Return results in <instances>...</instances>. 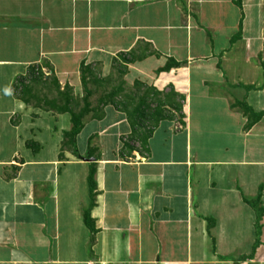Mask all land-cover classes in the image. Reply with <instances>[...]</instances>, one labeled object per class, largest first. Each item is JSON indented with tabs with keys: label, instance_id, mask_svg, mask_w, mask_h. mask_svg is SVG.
Wrapping results in <instances>:
<instances>
[{
	"label": "crops",
	"instance_id": "0c3cea01",
	"mask_svg": "<svg viewBox=\"0 0 264 264\" xmlns=\"http://www.w3.org/2000/svg\"><path fill=\"white\" fill-rule=\"evenodd\" d=\"M263 52L264 0H0V264H264ZM123 57L158 102L96 106L71 152L17 98Z\"/></svg>",
	"mask_w": 264,
	"mask_h": 264
},
{
	"label": "rangeland",
	"instance_id": "374dc122",
	"mask_svg": "<svg viewBox=\"0 0 264 264\" xmlns=\"http://www.w3.org/2000/svg\"><path fill=\"white\" fill-rule=\"evenodd\" d=\"M240 31L241 28H239L236 35L239 36ZM123 59H128L125 60L126 64L123 65L118 60L111 69L110 77L106 78L102 77L101 68L99 66H90L89 72H84L86 87H83L81 84L78 94L75 92L74 88L72 89L67 84L63 88L59 86L57 88L52 81L54 77L50 72L49 66L42 63L38 68L32 69L30 74L32 73L33 75H30L24 82L17 84V98L20 104L26 107L25 110L28 109L31 114L38 113V115H40L42 112H45L47 113L46 115L52 114L51 116L53 117L68 113L55 110L54 105H57L61 109H69L73 113H78L80 110L84 109L86 101L92 111L98 108L96 106L100 107L104 100V103L110 100H117L119 102L124 101L128 104L130 103L131 108L139 103V101H144V103L147 104L154 101L158 102L159 95L161 94L157 92L156 89L146 88L143 85H139L137 82L131 83L130 85L124 82L126 79L125 76L127 75V67L125 65L130 64L131 62L129 59L133 61V57H123ZM260 60L264 62V52L262 57L259 58V61ZM40 74L41 76H39ZM42 77L46 80H43ZM59 92H61V94ZM88 92L90 95L87 96L86 93L88 94ZM153 94H157L158 96H154ZM134 95H136V98H134ZM85 96L86 101L84 100ZM152 99L153 101H151ZM91 115V113L87 114L83 118V122L88 120L89 117L91 118ZM137 132V136H139L140 133H143V130L139 129ZM63 138L61 152H71L72 147L70 140L65 135Z\"/></svg>",
	"mask_w": 264,
	"mask_h": 264
},
{
	"label": "trees",
	"instance_id": "16d2710c",
	"mask_svg": "<svg viewBox=\"0 0 264 264\" xmlns=\"http://www.w3.org/2000/svg\"><path fill=\"white\" fill-rule=\"evenodd\" d=\"M177 65H178V63H176L175 61L169 60L168 64L165 67H163L161 69V71H167L171 67H174V66H177ZM30 69H31L30 70V72H31L32 69H34V67H31ZM89 70H90V66H85L83 64L80 66V77H81L80 79H81V84H82L83 87H86V82H85V78H84V72L88 73ZM30 75H33V74L31 73ZM39 76H41V74ZM42 79L44 80V77H42ZM52 81L55 83L56 87L58 88V84H57L56 79L54 78ZM59 93L61 94V92H59ZM86 95L87 96L90 95L89 92H88V94L86 93ZM85 99H86V96L84 97V100ZM102 102L104 103V101H102ZM242 107H243L245 112H249L250 114H252V112L249 111L246 107H244V106H242ZM54 109L57 110V111H61V112H68L70 114L71 129H70V131L68 133L65 134V136L70 140L71 144L73 145V148L75 147L74 146L75 137L77 136V134L80 132V130L83 127V123H84L83 122V118L89 113L92 114L91 118L99 117V115L97 114V111H92V109H90V106H89L87 101L85 102L84 109L80 110L78 113H73L69 109H61L57 105H54ZM254 117H255V115H254ZM249 127H250V125L247 126V128H249ZM132 132H133L132 136L134 137V135H135L134 134L135 133L134 129H133ZM31 146H32L31 144H27V147H31ZM73 153H74V155H76L75 150H73ZM94 175H95L94 164H91L90 165V169H89V173H88V176H87V184H88L89 196H90L91 200H92V198L94 196V190H95ZM260 215H261V212L257 211V219L260 218ZM83 221H84L85 226L91 232L94 231L93 225H92V220L90 219L88 212H84Z\"/></svg>",
	"mask_w": 264,
	"mask_h": 264
},
{
	"label": "water",
	"instance_id": "95a60500",
	"mask_svg": "<svg viewBox=\"0 0 264 264\" xmlns=\"http://www.w3.org/2000/svg\"><path fill=\"white\" fill-rule=\"evenodd\" d=\"M83 160L86 161V162H89V163L93 162V159H91V158H86V159H83Z\"/></svg>",
	"mask_w": 264,
	"mask_h": 264
}]
</instances>
